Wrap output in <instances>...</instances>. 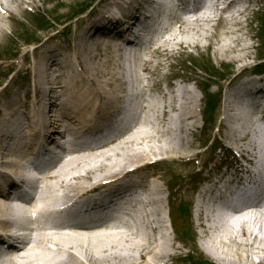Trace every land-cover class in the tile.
I'll return each instance as SVG.
<instances>
[{
	"label": "bare ground",
	"instance_id": "6f19581e",
	"mask_svg": "<svg viewBox=\"0 0 264 264\" xmlns=\"http://www.w3.org/2000/svg\"><path fill=\"white\" fill-rule=\"evenodd\" d=\"M182 1L187 3L191 0ZM24 2L31 4L32 9L29 10L23 6ZM156 3V0H112L108 8L95 12L92 16L93 22L81 31L79 35L73 37V39L66 37L64 39L70 45L73 43L72 48L74 49L71 50L70 56L75 57L77 59L76 62L72 63L69 55L57 58L61 51L57 47H50V41L54 39L51 38L45 41L44 45H49L45 47L46 51H43L42 55H40L39 61H35L33 66L28 68L33 77L34 90L30 91L29 88L27 90L24 88L20 89L13 98V104L16 107L14 114L9 111L5 118L2 119L3 123H0L1 128L7 129V133H4L5 129H0V131L4 130L2 135L0 134V148H5V151L9 150L7 153L0 152V169H8L10 168L9 166L17 162L12 157L15 154L13 146L16 142L10 139L11 116L16 117L14 121L15 128H18L24 121L27 123V130L29 133L30 131L33 132L35 138L33 141L37 142L33 145L34 148L48 144L50 149H55L54 136L62 133L67 135L73 132L75 137L97 134L92 136L94 138L104 135L110 129L120 125V122L115 121L112 117L119 111V107L116 106L118 100L124 99L127 95V77L122 76V74L117 75L115 71H111L108 62L100 63L96 61L94 64L96 70L94 68L93 70L98 73L96 75L91 71L90 75L92 77L89 78L88 82L84 78V74H80V61L78 59L82 57L84 62L88 63V60L96 59L97 50L99 49L102 50L101 52L105 56L108 50L113 51L111 52L113 56L114 51L119 50L123 56L122 48L117 43L118 37L122 35L125 38L126 35H131V31L137 29L133 36L137 38L138 29L140 27L143 28L142 26L152 16L151 9L156 7ZM200 4L203 6L202 0H200ZM236 6L239 8L235 12H231ZM38 9V6L31 0H7L5 3L0 0V36H2L7 26H11L8 22L6 24L2 23L1 20L4 19L11 22L19 14L27 17L32 14L33 10ZM225 13H231V19L225 16ZM262 14H264V0H232L215 21L208 20L207 15L200 20L213 24L216 27L215 32L223 28H229V30L225 31L227 37L222 38L220 44L217 41L212 42V39H210L212 34L207 36L210 39L208 47L211 44L214 46L216 44V51L220 58L236 52L234 56H230L232 59H229L231 64L236 63V65L227 70L224 77L214 78L208 75L206 82V87H209L212 83L220 86L216 105L224 103L223 119L230 115L228 106L232 103L249 107L245 117L236 121L239 124L237 128L243 127L237 132L231 131V134L226 132L227 137L231 139L235 137L236 139L230 140L229 138L221 141L220 154L213 157L212 164H207L209 169L206 170V174L201 178L200 185H194L187 193L189 195V203L186 204V211L183 217L192 222V226L194 225L193 222L198 220L197 228L201 232L196 230L200 235L201 247L194 248L197 243H189L187 239L181 237L178 242H183V245L180 246L176 242L178 239L176 234V216L170 204V197H173L175 201L180 200L182 203L186 201V194L182 192L183 190L186 191L184 180L193 173L187 172L186 174L183 171L176 172L174 170L177 177L176 182L167 180L164 174L158 173L154 175L151 172H146L150 175L149 177L145 175L148 177L147 181L143 179L145 174L143 172L153 163L152 160L155 156L161 157L159 159H169L171 162L167 166L172 169L176 167V164H174L176 162L180 163L179 165L189 168L193 167L194 169L195 166H199L197 171L194 170L197 175L202 174L204 167H206L201 160L202 152L198 151L190 155H184L188 148L194 146L190 135L194 133V128L198 127L196 122L197 112L199 110L203 111V106H201L202 109H198L196 103L199 101L198 104H200L202 99L196 98L194 93L184 89L181 93V98L174 95H169L168 97L164 95L165 101L161 114L151 120L152 132L142 130L144 123L139 120L137 125L123 129V132L118 135L111 136L107 140L97 143L94 148L82 149L80 155L73 156L63 164V168L70 169L67 174L73 173V177L70 178L72 181H69V179L61 180L62 186H65L63 183L66 182L72 191L76 194L78 193V196L75 194L77 196L76 202H78L91 192L101 189L102 186L94 183L87 191L88 188L86 187L88 185H84L82 182L93 177L104 176L105 180L111 178V182L104 185L107 188L102 190L108 189L106 192L99 195L95 201L86 202L82 206H88L87 208L91 211L99 206L100 213L85 212L86 216H81L83 219L92 218L90 216L105 215L104 211L115 210L116 207L113 204L118 201L128 200L131 206L136 205L137 202H140L141 190L150 193V198L146 204L153 207L154 219H161L162 206L164 204L162 195L163 191H166L168 193L165 197L168 202V216L174 227V236L168 235L165 231L160 230L158 226H154L150 220L149 213H147L149 217L148 224L143 225L141 217L139 219L142 229H134L124 224L126 226L124 233L115 232V229H119L121 226L118 218L115 223L88 227V233L86 234L61 235L57 239L58 241L55 240V242L61 250V253L59 252L58 254L66 257L67 260L54 255H42L41 258L44 260L47 257L49 258L46 264H185L194 255L202 252L215 259L219 264H264V203H257L246 210L244 208L237 209L235 211L236 214L233 215V224L226 221L223 213L210 210L204 204L199 205L200 211L196 208L198 206V193H210L211 196H215L216 200L221 203L239 198L231 191L232 183L229 179L240 172H248L247 175L251 176L254 173L252 170L259 173L262 169L264 153L262 158L259 159L257 156L259 143L246 136L241 138V135H239L240 133L242 134L243 128L247 127L250 131L256 132L259 126L258 113L260 111L263 117L260 121L264 119V64L256 65L250 63L251 59L264 55V34L259 36L255 25L258 17ZM187 22L186 20L182 21L179 25L180 34L192 29L190 27L185 28ZM182 24L185 25H183L184 27L181 30ZM63 25L65 29L70 27L67 23ZM225 25H228V27H224ZM12 31L14 32L13 29ZM236 34H239L240 37ZM244 35H246L248 40L250 39V43L259 36L260 42L258 46H255L254 42L251 43L253 46L249 44L240 45ZM184 41L187 40L169 41L168 44L172 45L170 50L174 53L178 51L177 55H180V52L187 51L191 46L195 47V49H200L202 45L200 42L193 44ZM160 47L162 46L156 47V50L161 49ZM250 49L253 52L249 51ZM151 51L145 52L148 54ZM137 56L134 55V59ZM107 60L109 61V59ZM52 65L60 68L63 74L60 75L58 73L52 78L48 77L53 72ZM57 71L59 72L58 69ZM84 71L85 69L83 70L82 68V73ZM173 74L174 77L172 78L182 77L177 72ZM191 80L196 81L197 78L188 76L185 79L186 82ZM223 80L227 83L224 99L221 98L225 90V86L222 84ZM29 83L31 84V80ZM54 83H57V85H54ZM54 86H56V89L59 88V91L60 89L65 91L64 95L58 94L60 97L59 101L54 99L56 94L52 92ZM168 108L172 112H177V122H166L158 127L165 120V116L168 115ZM59 111L62 112V116L65 117L67 123L60 118ZM100 113L105 118H100ZM171 118L173 119V117ZM87 124L95 126V129H90ZM234 128L236 127H232V130ZM43 130H45L43 133L44 138H40L42 133L38 132H43ZM128 133L132 134L125 136ZM210 141L204 142L207 148H211L217 140ZM41 146L38 147V154L41 150V159L38 160L45 162L44 147ZM159 166L163 165L160 164ZM74 173L79 174L74 175ZM15 175L17 176L18 174L14 172L13 175L12 171L8 175V189L18 187L17 182L14 180V177L16 178ZM138 175L142 176L138 177ZM221 177H226V180L223 182ZM150 178H156V185H152ZM77 181L81 182L77 184ZM29 191L32 193L33 188L29 187ZM158 193L161 194V197L156 196ZM9 199L8 191L0 188V219L6 218L15 212L10 207ZM255 227L259 229L262 235L260 232L254 231ZM107 229H111L112 233H109ZM177 232L180 234L179 230ZM206 238H208V242ZM192 239L194 240V237ZM9 240L11 241L12 237H9ZM62 241H67V245ZM23 243L24 241H21L16 246V252L23 253L25 264H33L31 257H29L31 249H28L27 244ZM2 246L0 243V247ZM66 247L75 249L84 259H79ZM184 247H188V250ZM11 251H14V249ZM39 260L40 258L37 257V261ZM40 261L43 262L42 260Z\"/></svg>",
	"mask_w": 264,
	"mask_h": 264
},
{
	"label": "rangeland",
	"instance_id": "374dc122",
	"mask_svg": "<svg viewBox=\"0 0 264 264\" xmlns=\"http://www.w3.org/2000/svg\"><path fill=\"white\" fill-rule=\"evenodd\" d=\"M107 1L109 0H31V2H34L39 8V18H36L35 20V18H33V14H30L27 17L23 16V14H19L18 17L16 16V19H13L14 21L10 22L4 19L1 20L2 23L6 24L8 22L11 24V26H7L3 31L2 36H0V90H3L0 92V119H2V114L6 110L11 111V114L15 112L16 109L15 105L13 104V98L16 96V93L20 89L24 88L25 90H27V88H29L30 91L34 90L33 77L28 68L30 66H33L35 61H39L40 55H42L43 51H46L45 47L49 45H44L45 41L53 38L54 40L50 41V47H57V49L61 51L59 57L62 58L65 55H69L71 62H76L77 59H75V57L73 56H70L71 50L74 49L72 48L73 43L69 42L71 43L70 45L68 44V42H65V37L73 39V37L79 35L81 31H83L93 22V14L95 12H99L101 8H103V5L107 3ZM91 3H93L92 6ZM88 5L91 6V8L84 15L80 16V10ZM206 15H209V11L205 12V10L203 9L198 10L197 14L191 15L190 18L186 20V22L188 21L186 25H181V30L184 27L183 25H185V28L190 27L192 29L181 34L179 33V26H176L173 29L174 31L171 28L168 29L166 35H164L161 40V44L164 45H157L152 48L151 52H149L148 54L144 53L142 55H138L136 59H134V56H129L130 59L133 58L132 60L128 59L127 61L129 62L124 61L126 58L124 57V55L122 56V53L119 50L114 51V56L111 55V52L113 51L108 50L105 56L102 54V50L99 49L97 50L98 54L96 56V59L94 58L93 60H88V63H85L82 57H79L78 59L83 70L85 69V71L83 73L80 72V74H84V78H86L88 82L89 78L92 77L90 75L91 71L96 75L98 73L93 70L96 61L100 63L108 62V66L111 71H115L117 75L122 74V76L127 77V95L126 97H124V99L118 100L116 106H118L120 102H125L126 105L131 106L133 111H135L136 113L139 112L142 120L141 123H144L142 125L143 129H141L145 131H153L151 120H154L156 117H158V115L161 114V109L165 101L164 95H167V97L169 95H174L181 98V93L184 91V89H187L194 93L196 98L202 99L200 101V104H198L199 101H197L196 103L198 109H201V106L206 108V123L204 124L203 122V113L198 111L196 119L198 127L194 128V133L190 135L192 141L194 142V146L188 148L186 153L184 154L186 156L198 151L202 152L201 160L204 165H206L202 174L197 175L195 173V171L198 170L197 168L199 166H195V169L192 167V169L184 165H179L180 163L177 162L174 163L176 164V167L172 169L171 167L167 166V164L171 161L166 158L164 160L161 159L160 161L153 163L152 165H149V167L146 168V170L143 172L145 173L143 175V179L145 181H147V178L150 176L146 172H151V174L154 175L158 173L164 174L165 178H167V180H170L171 182L177 181L174 170L176 172L183 171L186 174L187 172L193 173L188 175L186 180H184V183H186V191L183 190L182 192L183 194H186V201H183L184 203H182V201H175L173 197H170V204L171 208H173V213L176 216V234L178 236L176 242L180 246H182L183 242H178V240H181V237L187 239L189 243H197L196 245H194V248L201 247L202 244L199 232L197 231H200V229L197 228L198 220L194 221V225L192 226V222H189L186 217H183L185 214L183 209L184 207H186V204L189 203V195L187 193L194 185H200L201 178L204 177V175L206 174V170L209 169V167H207V164H212L213 157L217 154H220L221 141L230 138L226 136V132L231 134V131L237 132L243 127L242 126L241 128L232 130V125L235 124L232 110H230V115L226 117V119H223V111L225 105L224 103L222 105H216L217 99L219 97L218 91L220 89V86L216 83H212L209 87H206V82L208 79L205 77L208 76L207 74H213L212 76L217 78L221 76L224 77L225 72L231 69L232 66L236 65V63L231 64V60H229L232 59L230 56H234L236 52L229 53L228 56L220 58L216 51V44L215 46L211 44L210 47H208L210 39H212V42L217 41L220 44V40L224 37H227L225 31L229 30V28H223L220 31L215 32L214 30L216 29V27L213 24L200 21L204 19ZM263 16L264 14L260 15L255 23L256 32L259 34V36L260 34H264L262 21L264 19ZM64 23L70 25L69 29L64 28ZM224 27H228V25H225ZM12 29L14 30V32L12 31ZM208 34H212V37L210 39L207 38V36H209ZM236 35L240 37L239 34ZM237 36L235 37L237 38ZM259 36L252 41L256 44L255 46H258L260 42ZM35 40L37 41V43L31 44L32 42H36ZM178 40H187L188 43L193 44L200 42L202 43V45L200 46V49H195V47L191 46L187 49V51L180 52V55H177L178 51H175V53L171 51L170 47H172V45H169L168 42H175ZM251 43L250 39L248 40V38H246V35H244L243 41L242 43L240 42V45H251ZM237 44L239 45V43ZM158 46L162 47H160L161 49L156 50V47ZM249 51H252V49H250ZM107 59H109V61ZM188 62H191L192 64L190 65V63ZM263 62L264 56L259 58L255 57V59H251L250 61L251 64L256 65L263 64ZM192 66L193 68H191ZM54 69L55 68L53 67V70ZM148 70L150 71V73H148ZM175 72L181 74L182 77L172 78L174 77L173 73ZM195 72L199 74V76ZM200 72H202L204 75L201 74V76ZM169 74H171L172 76ZM144 75H146L150 79L149 84L152 85V87H150L149 90H143ZM188 76H193L197 78V80L186 82L185 79L188 78ZM30 80L31 84L29 83ZM222 84L225 86V90L223 91L221 98L224 99V95L227 91V83L223 80ZM199 85L201 88L199 87ZM102 88L105 90L103 86ZM202 91L206 93L208 99ZM208 91L211 95H208ZM61 94L64 95V92H61ZM233 104L234 103H232V105ZM99 117L105 118L102 113H100ZM171 117H173V119ZM15 118L16 117L11 116V119L15 120ZM176 118L177 112H172L169 110L168 115L165 116V120L160 123L158 127L166 122H177L178 118ZM236 126L239 127V124L236 123ZM22 127L19 129V131H21ZM129 134L132 133L125 134V136ZM239 135H241V138H244L246 136L248 138H251V140L259 143V149L257 150L261 154L264 153V131L260 128V126L257 127L256 132L250 131L248 127L245 129L243 128L242 134L240 133ZM233 139L235 140L236 138H230V140ZM209 140H217L216 144L214 146H211V148H207L204 145V142ZM160 164H162L163 166H159ZM145 175H147L148 177H146ZM139 176L142 175H138V177ZM166 195H168V193H166V191H163V203L166 212H168V208H166V206L168 205L167 200L165 199ZM181 204L185 206L179 208ZM213 206L215 205H212V207ZM171 229L172 228H170L169 226L170 232ZM178 230L180 231V234L177 232ZM259 232L260 231L258 229V233ZM170 235L174 236L172 232ZM192 235L195 241L192 239ZM206 241L208 242V238H206ZM64 242L66 243L67 241ZM184 248L188 250V247ZM194 259L195 261H193ZM45 261H47V259ZM185 264L219 263L215 259L205 255L202 252L194 255V257Z\"/></svg>",
	"mask_w": 264,
	"mask_h": 264
}]
</instances>
